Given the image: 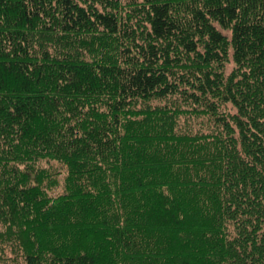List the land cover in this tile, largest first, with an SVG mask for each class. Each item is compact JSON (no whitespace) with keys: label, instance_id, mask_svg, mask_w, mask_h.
Masks as SVG:
<instances>
[{"label":"trees","instance_id":"1","mask_svg":"<svg viewBox=\"0 0 264 264\" xmlns=\"http://www.w3.org/2000/svg\"><path fill=\"white\" fill-rule=\"evenodd\" d=\"M0 264H264V0H0Z\"/></svg>","mask_w":264,"mask_h":264},{"label":"rangeland","instance_id":"2","mask_svg":"<svg viewBox=\"0 0 264 264\" xmlns=\"http://www.w3.org/2000/svg\"><path fill=\"white\" fill-rule=\"evenodd\" d=\"M232 65H233V63L230 62V63L228 64V69H230V68L232 67ZM60 178H61V177H60ZM61 182H62V178H61ZM60 187H61V185H60L59 188H58L59 191H60Z\"/></svg>","mask_w":264,"mask_h":264}]
</instances>
